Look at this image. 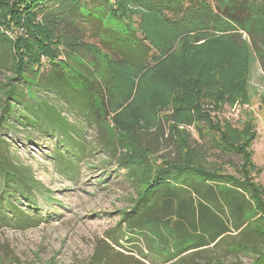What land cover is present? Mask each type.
I'll return each mask as SVG.
<instances>
[{
  "label": "rangeland",
  "instance_id": "obj_1",
  "mask_svg": "<svg viewBox=\"0 0 264 264\" xmlns=\"http://www.w3.org/2000/svg\"><path fill=\"white\" fill-rule=\"evenodd\" d=\"M205 1L213 7L222 4L220 0ZM12 2L0 0V148L4 142L9 144L11 159L31 185L32 200L27 202L22 189L12 200V210L0 206V217H11L0 218V264H177L176 259H156L145 238L131 234L122 216L165 165L158 155L172 152L180 131H189L194 125L202 127L209 144L203 139L192 143L196 146L190 148V164L198 166L196 160L200 159L203 167L220 168L236 177L240 156L230 154L226 162L217 156L222 146L217 142L219 131L234 143L252 131L248 151L255 182L264 188V64L251 45L258 42V35L251 38L227 21L176 28L140 4L118 0L121 19L128 23L113 18L110 23L145 37L152 54L142 68L113 65L111 113L101 127L87 124L84 140L71 144L81 153L80 159L64 145L60 132L51 135L45 132L48 125L37 131L15 121L16 107L22 106L8 96L16 75L12 50L22 46L32 52L37 48L42 54L49 45L39 46L36 38L48 40L43 25L32 22L28 14H13ZM251 19L264 33V13L256 12ZM82 39L71 59L90 67L96 65L93 57L98 62L105 60V53L92 38L86 35ZM27 92L34 96H26L31 104L37 105V97L47 100L39 88ZM181 100L182 108L175 111ZM51 103L61 110L64 107L60 101ZM8 106L12 110L9 116L4 110ZM71 112L70 121H81ZM172 130L173 142L168 137ZM108 137L113 145L110 151L102 145ZM144 144L154 153L144 156L139 148ZM55 149L62 153L53 157ZM16 212L37 216L38 221L21 224L14 219ZM218 260L221 264H248L251 254L227 250L220 242L199 248L183 263Z\"/></svg>",
  "mask_w": 264,
  "mask_h": 264
},
{
  "label": "trees",
  "instance_id": "obj_2",
  "mask_svg": "<svg viewBox=\"0 0 264 264\" xmlns=\"http://www.w3.org/2000/svg\"><path fill=\"white\" fill-rule=\"evenodd\" d=\"M127 1L156 12L176 28L218 21L233 23L251 38L258 35V42L251 45L264 64V33L255 27L251 19L256 12L264 13V0H220L222 4L215 7L205 0ZM117 4L118 0L12 2L13 14H28L32 22L43 25L48 40L39 35L36 38L39 46L49 45L42 54L37 45L34 52L22 46L12 50L11 64L16 75L8 96L12 103L22 106L16 107L15 121L20 126H29L37 131L48 125L45 132L48 130L51 135L60 132L64 145L69 151L79 154L80 159L81 153L71 144L84 140L87 124L101 127L111 113L113 65L142 68L152 54V47L145 37L134 29L126 30L110 23V18L128 23L121 19ZM86 35L106 55L102 62L93 57L95 67L71 59L73 51L76 52L79 42ZM3 46L6 48V45ZM33 88H39L47 100L37 97V105L31 104V99L27 97L34 96L27 90ZM219 94L215 96L216 106L221 101ZM51 100L62 102V110ZM179 104V107L174 106L175 111L182 108V100ZM71 109L81 121H70L71 116L74 117ZM4 110L7 116L12 113L9 106ZM3 121L5 124L8 122L6 117ZM157 130L158 133L160 127ZM174 132L172 130L168 135L172 142ZM177 136L178 142H174L172 152L158 155L165 165L150 179L131 210L123 214V223H127L131 234L145 238L149 251L156 259H176L177 264H184L186 258L197 253L199 248L223 242L227 250L251 254L248 264H264V188H259L255 182L254 164L248 151L254 136L252 131H247L245 137L236 140L239 143L229 141L228 135L219 131L217 142L220 141L222 146L217 156H221L224 162L229 161L225 157L230 154L240 156L238 177L220 168L203 167L205 164H201L200 159L196 160L198 166L190 164V148L196 146L192 143L203 139L206 145L209 144L202 127L194 125L191 130L180 131ZM111 142L108 137L102 145L110 151L113 148ZM141 145L139 148L144 156L154 153L147 144ZM58 153H62L61 149H55L53 157ZM75 164L73 162L72 166ZM26 180L24 171L11 159L9 144L4 142L0 148V206L8 212L12 210V200L22 193V189L26 191L24 198L27 202L31 201V185ZM13 216L21 224L29 220L38 221L37 216L35 219L30 214L21 216L16 212ZM0 218L11 219L4 215ZM168 223L170 227L166 226ZM234 236L238 237L235 239ZM251 239L252 242H249ZM221 263L219 260L205 262Z\"/></svg>",
  "mask_w": 264,
  "mask_h": 264
}]
</instances>
